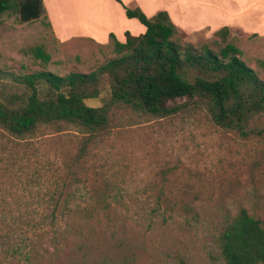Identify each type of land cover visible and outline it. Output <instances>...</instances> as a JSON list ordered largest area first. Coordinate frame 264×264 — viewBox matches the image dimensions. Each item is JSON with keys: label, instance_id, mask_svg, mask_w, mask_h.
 <instances>
[{"label": "rangeland", "instance_id": "1", "mask_svg": "<svg viewBox=\"0 0 264 264\" xmlns=\"http://www.w3.org/2000/svg\"><path fill=\"white\" fill-rule=\"evenodd\" d=\"M243 1L233 0L229 25L210 21L196 1L198 18L184 10L178 36L215 50L224 45L215 33L230 27L228 42L264 80L263 1ZM37 47L49 63L35 59ZM117 57L111 42H61L49 18L23 22L15 7L0 18L4 75H86ZM99 89V98L85 102L110 105L104 131L58 122L18 137L0 126V264H225L217 238L228 215L244 208L264 226V136L219 127L207 106L187 98L156 117L112 104L108 76ZM24 91L0 78V101L16 102ZM263 126L264 114L251 123Z\"/></svg>", "mask_w": 264, "mask_h": 264}, {"label": "trees", "instance_id": "2", "mask_svg": "<svg viewBox=\"0 0 264 264\" xmlns=\"http://www.w3.org/2000/svg\"><path fill=\"white\" fill-rule=\"evenodd\" d=\"M120 3L129 19H137L146 33H126V42L110 35L118 57L93 73L59 76L40 71L26 75H4L25 89L18 100L0 101V126L15 136L31 133L40 124L67 122L88 132L104 131L109 126L110 105L91 107L85 102L100 96L99 84L108 76L111 103H124L136 111L166 117L179 110L171 102L187 98V103L207 106L213 122L243 137L264 136V126L251 123L264 114V80L242 59V50L228 42L230 27L215 34L223 46L197 48L181 43L176 25L166 10L149 17L136 7ZM17 8L23 22L48 18L43 0H0V18ZM36 60L49 63L43 48L33 49ZM264 72V61H259ZM157 211V209H154ZM56 220V213H52ZM225 264H264V226L247 209H240L224 220L217 238ZM184 264V263H183Z\"/></svg>", "mask_w": 264, "mask_h": 264}, {"label": "crops", "instance_id": "3", "mask_svg": "<svg viewBox=\"0 0 264 264\" xmlns=\"http://www.w3.org/2000/svg\"><path fill=\"white\" fill-rule=\"evenodd\" d=\"M196 1L198 2V0H122L127 7H140L149 17L166 10L175 24H179L180 16L185 14L184 10L188 13L197 7L202 9V5L203 10H209L212 14L210 21L222 23L224 19H221L225 18L224 24L229 25L236 16L233 0L225 6H218V0H210L209 3L200 0L202 1L200 6ZM244 1L239 4L241 7ZM262 1L264 7V0ZM43 3L51 28L61 42L87 38L99 45H108L111 41L110 35L114 34L120 42L125 43L127 32L133 36H140L147 30L137 19H129L123 6L116 0H43ZM195 16L198 18V15Z\"/></svg>", "mask_w": 264, "mask_h": 264}]
</instances>
